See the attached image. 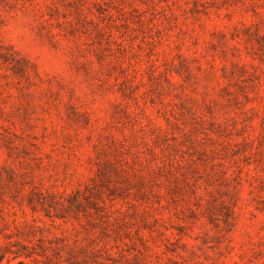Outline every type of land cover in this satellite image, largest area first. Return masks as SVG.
<instances>
[{
  "label": "rangeland",
  "instance_id": "374dc122",
  "mask_svg": "<svg viewBox=\"0 0 264 264\" xmlns=\"http://www.w3.org/2000/svg\"><path fill=\"white\" fill-rule=\"evenodd\" d=\"M0 264H264V0H0Z\"/></svg>",
  "mask_w": 264,
  "mask_h": 264
}]
</instances>
